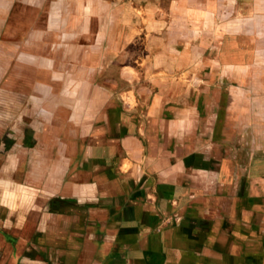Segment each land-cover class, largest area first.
<instances>
[{"label":"crops","instance_id":"0c3cea01","mask_svg":"<svg viewBox=\"0 0 264 264\" xmlns=\"http://www.w3.org/2000/svg\"><path fill=\"white\" fill-rule=\"evenodd\" d=\"M127 11L108 0H0V264H264V215H249L262 199L244 192L223 208L204 165L202 215L170 228L159 215L112 211L122 179L159 171L135 162L142 134L222 129L215 100L197 105V121L189 91L159 85L158 62L202 59V92L210 78L221 91L224 79L263 75L264 0H202V53H136L156 68L139 86L125 61L141 23Z\"/></svg>","mask_w":264,"mask_h":264},{"label":"rangeland","instance_id":"374dc122","mask_svg":"<svg viewBox=\"0 0 264 264\" xmlns=\"http://www.w3.org/2000/svg\"><path fill=\"white\" fill-rule=\"evenodd\" d=\"M108 1L126 6L127 20L141 23L137 24L138 32L133 29L125 61L127 74L136 79L137 86L152 83L150 73L156 68L151 69V61L143 54L137 58L136 53L168 48H174V53L189 52L192 57L202 53V0ZM147 16L152 17L156 32L144 28ZM167 37L174 39V45L166 43ZM176 56L160 60L153 78L162 88L175 93L189 91V102L196 106L190 110V117L197 121V105L204 99L215 100L217 117L223 114L222 121L218 120L222 129L213 136L211 132L202 135L193 131L185 138L159 134L150 139L142 134V158L135 162L144 167L153 164L159 171L152 174L145 170L141 178L122 179L123 193L112 204V211L115 215H159L158 224L176 228L187 217L202 215V173L198 170L204 165L219 183L217 200L223 208L226 197L242 198L245 192L261 198L263 203L258 207L260 212L249 211V215H264V74L255 75L243 85L224 79L221 91L214 90L220 81L210 78L211 90L202 92V80H206L202 78V59ZM134 95L131 89L129 101H134ZM178 162L182 167L174 168ZM134 198H139L140 206L133 202Z\"/></svg>","mask_w":264,"mask_h":264}]
</instances>
